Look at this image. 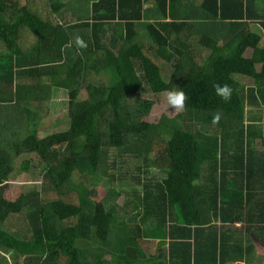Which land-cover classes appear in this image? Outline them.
<instances>
[{
  "label": "trees",
  "instance_id": "16d2710c",
  "mask_svg": "<svg viewBox=\"0 0 264 264\" xmlns=\"http://www.w3.org/2000/svg\"><path fill=\"white\" fill-rule=\"evenodd\" d=\"M30 1L0 0V264H242L264 245V0ZM169 90L183 113L146 121ZM57 93L67 129L42 134ZM24 173L38 185L6 198Z\"/></svg>",
  "mask_w": 264,
  "mask_h": 264
},
{
  "label": "rangeland",
  "instance_id": "374dc122",
  "mask_svg": "<svg viewBox=\"0 0 264 264\" xmlns=\"http://www.w3.org/2000/svg\"><path fill=\"white\" fill-rule=\"evenodd\" d=\"M26 1V0H25ZM33 4V8L35 10L36 6L38 5L39 8L42 9V3L40 1H34L31 0L30 3ZM42 4V5H41ZM257 30L261 33V29L259 27H257ZM250 52L248 51L246 56L249 57ZM164 75L167 77L168 76V72H165ZM238 80L245 84V85H253V83L245 78H238ZM168 92H164L160 95H158L157 97H155V102L156 104L153 106L150 115L146 118V121L151 122V123H155L158 122L159 119L163 116V115H167L170 118H174L175 116H177L178 114H182L184 111V107L180 112H176L175 110H170L168 104H167V100H166V96H167ZM86 97L85 94H83L81 96V99H84ZM150 98H152L150 96ZM65 96L61 93H57L55 94L54 97V104L51 107V111L49 112V116L47 118H45L41 124V132L42 134L44 133H56V132H60V131H64L65 129H67V125L66 123L68 122V111L66 108V100H65ZM113 153H110V155H112ZM152 157L154 158L155 155H152ZM111 156L109 157V160H111ZM110 162V161H109ZM108 167H106L103 172L106 175H110L113 174L114 172L111 171L109 173L110 169H107ZM102 179H100V181L95 182L92 181L91 183V189H95L97 191V194L99 196V198L104 197L105 192H104V187H106V185L110 182L108 181H101ZM103 180H107V179H103ZM36 179L34 177V175L31 174H20L18 176H16L14 179H12V181H10L7 185L4 186L3 190L5 193L6 198L10 199V200H16L21 193H23L25 190H28L29 188H31L32 186H37L38 183H35ZM143 247L145 248L146 252L148 254H152L154 253V249L156 247V243L154 242H143Z\"/></svg>",
  "mask_w": 264,
  "mask_h": 264
},
{
  "label": "clouds",
  "instance_id": "9594fccd",
  "mask_svg": "<svg viewBox=\"0 0 264 264\" xmlns=\"http://www.w3.org/2000/svg\"><path fill=\"white\" fill-rule=\"evenodd\" d=\"M75 43L79 47L85 46L83 41H81L78 37L76 38ZM214 92L222 100L226 101L230 98L231 89L227 85H214ZM166 100L170 110L180 112L184 107L185 96L183 91L169 90L166 96ZM213 122H215V118Z\"/></svg>",
  "mask_w": 264,
  "mask_h": 264
},
{
  "label": "crops",
  "instance_id": "0c3cea01",
  "mask_svg": "<svg viewBox=\"0 0 264 264\" xmlns=\"http://www.w3.org/2000/svg\"><path fill=\"white\" fill-rule=\"evenodd\" d=\"M249 57H250V55H249ZM239 228H240L239 230L242 232L246 231V228L244 225L240 226ZM251 239L255 245V250L253 251L252 255L244 256L246 260H244L242 264H245V263H247V264H264V245L262 244V242L259 238L255 237V235H251ZM233 264H240V262H236Z\"/></svg>",
  "mask_w": 264,
  "mask_h": 264
}]
</instances>
